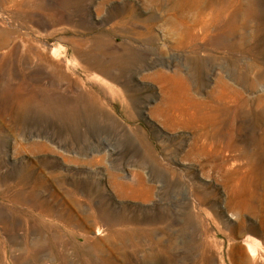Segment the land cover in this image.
<instances>
[{
  "label": "rangeland",
  "instance_id": "1",
  "mask_svg": "<svg viewBox=\"0 0 264 264\" xmlns=\"http://www.w3.org/2000/svg\"><path fill=\"white\" fill-rule=\"evenodd\" d=\"M264 264V0H0V264Z\"/></svg>",
  "mask_w": 264,
  "mask_h": 264
},
{
  "label": "bare ground",
  "instance_id": "2",
  "mask_svg": "<svg viewBox=\"0 0 264 264\" xmlns=\"http://www.w3.org/2000/svg\"><path fill=\"white\" fill-rule=\"evenodd\" d=\"M245 264H256V260L253 258V256L249 254H245L243 259Z\"/></svg>",
  "mask_w": 264,
  "mask_h": 264
}]
</instances>
